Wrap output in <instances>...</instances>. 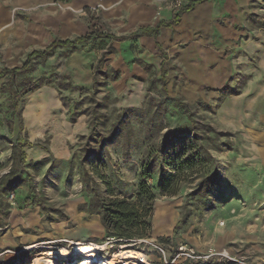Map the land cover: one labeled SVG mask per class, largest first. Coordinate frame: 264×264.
<instances>
[{
    "label": "rangeland",
    "instance_id": "rangeland-1",
    "mask_svg": "<svg viewBox=\"0 0 264 264\" xmlns=\"http://www.w3.org/2000/svg\"><path fill=\"white\" fill-rule=\"evenodd\" d=\"M152 1L159 15L168 12ZM257 1L227 41L207 43L208 54L197 53V44L176 42L172 32L161 39L131 36L130 28L103 17L101 8L53 3L70 16L51 30V42L92 32L115 37L95 35L76 49L35 59L28 71L0 78V264H29L47 251L43 246L72 244H95L103 260L128 247L144 254L142 264H199L179 255L181 243L196 257L227 251L262 262L226 240L233 232L228 216L246 205L237 198L264 191L253 187L255 180L264 181L255 170L252 136L251 84L264 59V0ZM49 44L0 42V71L21 67ZM94 118L101 146L89 140ZM19 141L26 154L21 169L15 160ZM196 153L206 163L179 171L180 161ZM150 163L149 185L176 177L177 194L156 191L150 237L133 243L108 238L100 217L86 209L89 188L97 185L108 197V183L114 195L130 197ZM205 173L210 188L196 195ZM27 197L41 206H27ZM32 244L39 247L27 251Z\"/></svg>",
    "mask_w": 264,
    "mask_h": 264
},
{
    "label": "crops",
    "instance_id": "crops-1",
    "mask_svg": "<svg viewBox=\"0 0 264 264\" xmlns=\"http://www.w3.org/2000/svg\"><path fill=\"white\" fill-rule=\"evenodd\" d=\"M55 1L0 0V42L49 44L51 30L54 31L57 25L70 16L65 11L59 14L53 6ZM68 1L77 9L101 8L103 17L111 19L117 26L130 28L128 32L131 34L141 28H155L159 23L166 22L170 25L163 26L157 38L161 39L172 32L176 42L199 45L197 53H207V43L227 41L228 35L233 34L238 26L244 25L248 14L258 5L257 0H203L193 3L189 11L175 14L163 12L159 15L152 0ZM176 16L178 20L174 24ZM255 50L259 51L258 48ZM259 73L251 84V90H255L252 100V136L256 140L258 154L255 170L264 173V59ZM256 186L264 189L262 178L254 181L253 187ZM237 199L246 205L237 208L235 216H228V226L233 232L227 233V243L235 245L234 248L252 251L257 260L264 262V191Z\"/></svg>",
    "mask_w": 264,
    "mask_h": 264
},
{
    "label": "trees",
    "instance_id": "trees-1",
    "mask_svg": "<svg viewBox=\"0 0 264 264\" xmlns=\"http://www.w3.org/2000/svg\"><path fill=\"white\" fill-rule=\"evenodd\" d=\"M203 0H192L190 5L186 6L181 12L189 11L192 9V4L200 2ZM180 12V13H181ZM178 20V16L175 17L173 23L175 24ZM167 24L166 22L159 23L155 28H141L131 36H140V35H154L157 37L158 31ZM95 35L99 38H112L114 35H107L102 32H92L91 34L83 35L76 37L74 39L60 40L55 39L52 41L43 51L35 50L30 53L21 67L14 68L13 70H3L0 71V78L6 76L9 72L12 73H22L28 71L33 64V61L37 58H44L49 56L53 51L59 48H72L76 49L78 46L90 41ZM114 78H117V73L114 72ZM14 109L17 111L18 105H14ZM19 119L22 122V118L19 112ZM96 118H94L95 120ZM99 123L95 120L91 127V136L89 140L94 139L95 143L101 146V143H104V140L101 142L97 138L95 139L94 133L99 127ZM10 134L14 135L15 127L12 124V121L9 123ZM99 146V147H100ZM18 147L19 155L15 154V160L17 159L20 164V169L26 165V154L23 151V146L19 141L16 145ZM103 147V145H102ZM89 156H87L88 159ZM199 153L190 155L183 158L179 164V171L189 169V171L195 169L196 165H204L206 163L204 158ZM153 164V162H151ZM151 163L147 164L146 170L143 172L142 180L140 181L137 190L130 197H120L113 194L111 186L106 183L107 187V196L105 197L96 185L94 188H89L88 200L86 203L87 211L92 215H97L101 219V223L106 231L108 238L119 239L122 242H136L138 240L150 237L152 231V215L154 212V205L156 200V191L161 189L167 195L173 196L178 192V188L174 181L168 180L165 177H161L162 183L160 186H151L147 182L149 177L153 176V171L151 170ZM205 167V166H204ZM18 173V171H17ZM16 172L12 173V177H15ZM210 179L205 173L201 177V181L198 185L199 192L196 195H201L203 192H207V189L210 188ZM85 185L90 183L86 178H83ZM89 187V186H88ZM27 206L40 207L41 205L34 201L33 198L27 197L25 200ZM178 228V227H177ZM123 246V245H122ZM157 264V263H154Z\"/></svg>",
    "mask_w": 264,
    "mask_h": 264
},
{
    "label": "bare ground",
    "instance_id": "bare-ground-1",
    "mask_svg": "<svg viewBox=\"0 0 264 264\" xmlns=\"http://www.w3.org/2000/svg\"><path fill=\"white\" fill-rule=\"evenodd\" d=\"M92 245V246H91ZM81 245L72 244L70 246H61L57 249H48L42 247L44 251L34 257L29 264H142L145 263V256L142 252L131 250L128 247H122L110 259L103 260L99 256L95 244ZM37 245H30L26 250H34Z\"/></svg>",
    "mask_w": 264,
    "mask_h": 264
},
{
    "label": "built area",
    "instance_id": "built-area-1",
    "mask_svg": "<svg viewBox=\"0 0 264 264\" xmlns=\"http://www.w3.org/2000/svg\"><path fill=\"white\" fill-rule=\"evenodd\" d=\"M67 1V0H62ZM159 1V10L160 11H168L173 14L181 12L186 6L190 5L192 0H158ZM224 225V224H222ZM163 254H165L164 249H160ZM179 255L184 256L185 260L195 259L197 258L200 262L199 264H211L217 261H227V262H235L238 264H255L253 262H245V258L237 257L233 258L227 251L224 252H215L211 251L207 255L196 257L195 252L192 248H189L188 245L181 243L178 247ZM168 264V262H167ZM256 264H264V262L256 263Z\"/></svg>",
    "mask_w": 264,
    "mask_h": 264
}]
</instances>
